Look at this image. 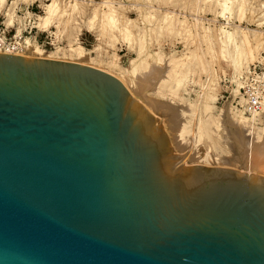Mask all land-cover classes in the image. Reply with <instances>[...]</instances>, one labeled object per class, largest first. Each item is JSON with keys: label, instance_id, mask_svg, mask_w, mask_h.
Instances as JSON below:
<instances>
[{"label": "water", "instance_id": "1", "mask_svg": "<svg viewBox=\"0 0 264 264\" xmlns=\"http://www.w3.org/2000/svg\"><path fill=\"white\" fill-rule=\"evenodd\" d=\"M183 158L110 73L0 52V264H264V176Z\"/></svg>", "mask_w": 264, "mask_h": 264}, {"label": "rangeland", "instance_id": "2", "mask_svg": "<svg viewBox=\"0 0 264 264\" xmlns=\"http://www.w3.org/2000/svg\"><path fill=\"white\" fill-rule=\"evenodd\" d=\"M53 1L54 0H7L6 5L0 8V24H2V26L3 24L4 26L8 25L7 28L10 30V35L15 34V30L24 31L25 29L33 28V30L27 31L26 35H29L27 36V40H29L31 44L37 43L45 51L43 57H46L48 52L58 50L59 54L56 55L59 57L58 59L84 63V60L82 61L74 58L72 60L68 59L71 46L82 43L91 56H99L98 59L104 63L114 61L123 71L130 66L133 59H138L139 57L144 58L148 53L162 52L166 57L164 62H162L163 64L160 65L165 68L172 58L184 61L187 63L184 67L186 77L183 86L178 92V96L180 95L183 102L180 103L178 100L175 102L171 94L166 96L167 98L170 97L167 99L165 96H159L154 91L149 92L148 95L151 99L156 97L157 100H164L163 102L169 105V107L166 108L159 107L161 108L159 109L161 113L156 110L157 114H154L155 116L153 117L158 119L160 116L172 151L182 157L187 155L185 162L188 166L204 165L207 167H223L215 158L207 164L199 160V157L205 155L209 140L208 138H204L199 144V142H195L192 139L195 138L193 132H196L198 129L200 116L206 119L209 115H220L223 110L226 115L223 116L224 122L227 121L230 113L228 111L229 108L245 119H252V117L241 114L240 111L235 109V101L237 100V92L235 94L237 90L236 78L247 69L253 68V66H260L264 71V24L258 26L259 22H264V8L260 6L264 4V0H248L247 5H250V7L246 5L248 9H246L245 12L239 11L233 7V11H225L223 13L222 7L219 5L203 9L199 16L202 17L204 21V27L210 29V35L208 34L210 39L205 35L197 38L193 37L192 34L184 32L181 35H177L170 30L166 31L162 29L160 31V24L156 23L153 19L156 17H154V15L158 16V14L162 12H172L178 15L180 20L187 17L189 21H192L194 17L193 8L196 0H57L61 13L65 14L62 19L56 20L55 23H58V25L55 24L47 29H43L30 25L22 27L18 24L17 19H15L13 25L8 23V16L6 14L12 11L14 7L18 19H26L27 16L29 17L27 12H30L31 19L34 21L39 17H45L44 7ZM107 1H111L112 4L115 5L120 26L126 25L127 21L129 22L128 27L133 33V41H127L121 38L120 32L116 27H106L102 37L99 36L101 29L98 27V24L96 25L97 30L89 31L87 27L88 20L93 16L96 9L98 10L99 19L102 18L103 13L108 11V8L105 6V2ZM73 3L78 4V9L75 11H71V7L74 5ZM261 19L263 21H261ZM65 22H67L66 25ZM178 22L177 20L176 23ZM174 26L175 30L181 29V25L179 24H174ZM239 28L256 32H246V40L251 47V55L250 59L243 62L237 69L233 66V62L229 56H222V44L220 39L223 30L233 32L235 29ZM35 34H38L37 38H30V35L33 36ZM142 36L145 37L144 42L140 41ZM211 37H213V39H211ZM115 38L117 39L116 41ZM229 49L231 50L232 48ZM201 50L205 52V58L202 57ZM191 52H194L196 57L191 56L190 59H188L187 56H190ZM22 55L27 54L23 53ZM148 63L152 65L159 64L154 57L148 58ZM165 68L157 69L159 70L158 73H163ZM146 71H148L147 68L143 69L141 73H145ZM153 81L154 80L151 79V82ZM142 90L146 91L145 93L149 91L146 86L145 88H140L139 92L141 93ZM206 95H208V101L206 100L203 104H200V99ZM156 98L154 99L156 100ZM206 103L210 109L204 107ZM140 104L144 105L143 103ZM194 105L196 107H194ZM197 105H200L198 109ZM144 107L147 109V105ZM193 111H195V113ZM204 112L207 113L205 114ZM177 114L180 124L189 123L188 126H190V133L185 135V140L179 138L177 133ZM255 121L259 127H264V115L256 116ZM225 147H227V145ZM224 149L227 148L223 147V149L220 150L221 152L219 150L214 152V149L213 155H219L220 157L217 156L218 158L222 156L236 158L237 155L240 156L241 154L239 147H236L232 152L231 150H228V152ZM231 167L248 172L241 161L236 162L235 165ZM256 175L258 174L256 173ZM259 176L262 175L259 174Z\"/></svg>", "mask_w": 264, "mask_h": 264}, {"label": "bare ground", "instance_id": "3", "mask_svg": "<svg viewBox=\"0 0 264 264\" xmlns=\"http://www.w3.org/2000/svg\"><path fill=\"white\" fill-rule=\"evenodd\" d=\"M6 2L7 0H0V8L4 7L6 5ZM247 2L248 0H196L193 8L194 17L192 21H189L187 17L184 18L183 20H180L179 16L173 14L172 12H162L158 14V16L154 15V17L156 16L155 18H153L152 16V18L156 21V23L160 24L159 26L160 31L164 29L166 31L169 30L173 31L177 35H181L184 32V33L192 34L193 37H197V38H200V36L202 35L208 37V34L210 35V29L209 28L206 29L204 27L203 24L204 21L202 20V17L199 16V14L202 13L203 9H205L206 7L219 5L220 7H222L223 13L225 11H233V7L238 9L239 11L245 12V10L248 9L247 6L250 7V5H247L248 4ZM105 3H106L105 6L108 8V11L106 13H103L102 18L99 19L98 10L97 9L95 10L93 16L88 20L87 23V27L89 28V31L90 30L94 31L95 29L97 30L96 25L98 24L99 25L98 27L101 29V33L99 34V36L102 37L104 35V29H106V27H116L117 30H119L120 32L121 38L127 41H133V33L130 31V28L128 27L129 22L127 21L126 25L120 26V24L118 23L119 19L117 18V9L115 5H113L111 1H107ZM260 6L261 8L262 7L264 8V4ZM76 9H78L77 3L72 5L71 11H75ZM44 10L46 14L45 17H39L34 21L31 19L30 12H27L29 14V17L27 16L26 19H18L15 7L12 11L9 12L7 11L8 13L6 15L8 16V23L10 25H13L15 23V19H17L18 24L22 27L30 25L36 28H43V29L44 28L47 29L55 24L58 25V23H55L56 20L62 19L65 16V14L61 13L57 0H54L52 3L45 5ZM177 20L179 21L178 23H176ZM261 21L263 20L261 19ZM67 22H65V25ZM174 24L181 25V29L175 30ZM262 24H264V22H259L258 26ZM246 32L255 33L256 31H251L249 29H243V28L235 29L233 32L229 30H223L222 37L220 39L222 44V48H221L222 56L223 57L229 56L233 62V66L237 69L239 68L240 65L243 64V62L249 60L251 55L250 54L251 47L246 40L247 37ZM211 39H213V37H211ZM116 40L117 39L115 38V41ZM144 40L145 37L142 36L140 38V41L144 42ZM229 48L232 49L230 50ZM69 51H70L68 54L69 60H72L73 58L82 61L84 60V63L81 64H86L104 70L105 72H108L111 75L118 78L129 89V91L134 96V98H136V100L138 99L137 100L138 104L143 103L144 104L143 106L147 105V109L150 111L152 116H155L154 114H157L156 110L160 111L159 109L161 108L159 107L166 108L169 107V105L165 104L163 102L164 100L163 101L157 100L156 97H154L156 98V100L154 98L151 99L148 95L149 92L154 91L159 96H163V97L164 96L166 97L167 95L171 94L175 102L176 100L180 101V103L183 102V100L180 98V95L178 96V92L180 88L183 86L186 77L184 72V67L187 65V63H185L184 61H179L176 60V58H172L169 60L168 66L165 68L160 65L163 64L162 62H164V59L166 57L162 52H156L152 54L148 53L147 56L144 58L139 57L138 59H133L131 61L130 66L126 68L125 71H123L121 67L114 61H109L107 63H104L103 61L98 59L99 56H91L87 52V50L85 49L82 43H77L76 46H71ZM23 53L27 54L26 56L43 57L45 51L37 43L31 44L30 41L27 40L26 49L20 54ZM58 54H59L58 50L52 51V52H48L46 57L51 59H58L59 57L56 56ZM201 54L202 57L204 58L206 57V54L203 50H201ZM191 56L196 57L194 52H191L190 56H187V58L190 59ZM152 57L157 59L159 64L152 65L148 63V58H152ZM146 68L148 69V71H146L145 73H141V71ZM163 68H165V71L159 74L158 73L159 70L157 69H163ZM151 79L154 81L151 82ZM145 86L149 91L145 93L146 91L144 90L146 89H144L140 93L139 89L145 88ZM236 92H238V90L235 91V94ZM207 99H208V95L202 97L200 99V104L201 103L203 104L204 101H206ZM199 106L200 105H197V109L199 108ZM194 107L196 106L194 105ZM204 107L208 108V104L207 103L204 104ZM228 111L230 112L229 117L227 118L228 120L225 122L223 116L226 115L224 114L225 111L223 112V110L220 115H209L206 119L200 116L198 129L196 130V132L195 131L193 132L195 138L192 139L195 142L196 141L199 142L200 144L202 142L201 141L202 139L208 138L209 144L206 147L207 149L205 155L199 157L200 158L199 160L207 164L215 158L217 162L221 164V166L229 167V168L232 165H235L236 162L241 161L245 165V169L248 172L255 174L257 173L258 175L260 174L264 176V127H259L257 125L255 121L256 116H252V119L249 120L243 118L240 114L233 112L230 108L228 109ZM193 112L195 113V111ZM176 117H177L176 123H178L177 133L179 135V138L185 140L186 138L185 135L190 133L189 132L190 126H188L189 123L180 124L179 123L180 121L178 122V117H179L178 114L176 115ZM224 145L225 146L227 145V147H225ZM223 147L227 148L224 150L227 151L231 150V152L232 150L234 151L236 147H239L241 154L240 156L237 155L236 158L230 156L229 157L222 156L221 158H218L217 156L219 155L217 154H216L217 156L213 155L214 149H215L214 152L217 150L220 151L221 149H223ZM184 157L185 158L183 159L186 160L187 155H185Z\"/></svg>", "mask_w": 264, "mask_h": 264}, {"label": "built area", "instance_id": "4", "mask_svg": "<svg viewBox=\"0 0 264 264\" xmlns=\"http://www.w3.org/2000/svg\"><path fill=\"white\" fill-rule=\"evenodd\" d=\"M24 31L15 30V34L10 35L7 26L0 24V52L8 54H20L26 49L29 35ZM30 34V32H29ZM38 34L30 38H37ZM22 55V54H21ZM237 100L235 109L242 114L252 117L264 115V71L260 66H253L242 72L237 78Z\"/></svg>", "mask_w": 264, "mask_h": 264}]
</instances>
